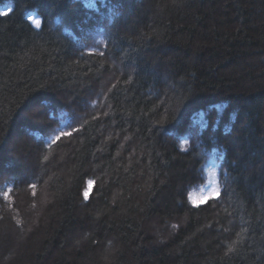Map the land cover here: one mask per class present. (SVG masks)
I'll return each instance as SVG.
<instances>
[{
	"label": "trees",
	"instance_id": "16d2710c",
	"mask_svg": "<svg viewBox=\"0 0 264 264\" xmlns=\"http://www.w3.org/2000/svg\"><path fill=\"white\" fill-rule=\"evenodd\" d=\"M0 264H264V0H0Z\"/></svg>",
	"mask_w": 264,
	"mask_h": 264
},
{
	"label": "snow or ice",
	"instance_id": "6c2138e0",
	"mask_svg": "<svg viewBox=\"0 0 264 264\" xmlns=\"http://www.w3.org/2000/svg\"><path fill=\"white\" fill-rule=\"evenodd\" d=\"M5 15H7V13H4ZM62 135H70L69 133H62ZM60 137L57 136L56 139H59ZM35 184H32L31 187H35Z\"/></svg>",
	"mask_w": 264,
	"mask_h": 264
},
{
	"label": "rangeland",
	"instance_id": "374dc122",
	"mask_svg": "<svg viewBox=\"0 0 264 264\" xmlns=\"http://www.w3.org/2000/svg\"><path fill=\"white\" fill-rule=\"evenodd\" d=\"M27 115H28V113H27ZM92 185H93V184H90V187H92Z\"/></svg>",
	"mask_w": 264,
	"mask_h": 264
}]
</instances>
